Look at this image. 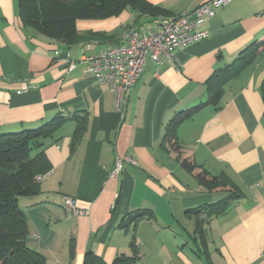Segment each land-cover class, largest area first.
<instances>
[{
	"label": "crops",
	"instance_id": "1",
	"mask_svg": "<svg viewBox=\"0 0 264 264\" xmlns=\"http://www.w3.org/2000/svg\"><path fill=\"white\" fill-rule=\"evenodd\" d=\"M146 1L172 17L209 0ZM151 21L131 10L78 21L79 35L102 37L68 46L23 28L17 0H0V134L69 118L42 142L47 170L35 204L20 201L25 243L47 264H84L87 253L101 264L118 256H136L134 264H264V55L225 83L217 105L202 106L175 129L196 165L237 189L240 198L224 214L208 221L192 212L229 192H208L164 138L174 118L206 103L212 75L264 36V0H232L203 24L207 38L163 65L148 61L124 113H116L110 90L80 68L68 72L66 60L96 55L120 43L124 28L144 32ZM116 157L134 163L123 161L113 179ZM64 197L84 214L67 211ZM138 211L142 219L123 229Z\"/></svg>",
	"mask_w": 264,
	"mask_h": 264
},
{
	"label": "trees",
	"instance_id": "2",
	"mask_svg": "<svg viewBox=\"0 0 264 264\" xmlns=\"http://www.w3.org/2000/svg\"><path fill=\"white\" fill-rule=\"evenodd\" d=\"M126 10L147 15L152 20L163 15L161 9L150 5L146 0H17V15L23 28L68 46L102 37L99 33L79 35L76 29L78 21L105 20L117 17ZM260 55H264V36L241 50L232 64L212 75L207 81L206 103L182 112L174 118L164 137L170 148L178 155L180 166L186 172L194 174L202 187L208 192L218 190L229 192L225 199L192 210L196 215H207L208 221L224 214L240 196L237 189L227 180L212 176L196 165L188 153L183 152L184 150L177 142L175 129L181 121L202 106L217 105L225 83L231 77H236L243 68L254 63ZM68 120L69 118L56 115L52 120L34 130L0 134V264H47L43 255L29 248L25 243L28 225L20 207V201L26 199L25 201L35 204L33 199L39 193L36 178L47 170L42 142L53 137L54 133ZM84 125L85 118H82L77 123L75 137L83 132ZM144 214L142 212L132 216L129 222L122 226L123 229L128 228L130 223L135 227ZM202 224V222L196 224V232L200 234L197 240L203 243ZM131 246L134 247L133 241ZM100 261L87 253L84 264H101ZM136 261V256H118L111 264H134Z\"/></svg>",
	"mask_w": 264,
	"mask_h": 264
},
{
	"label": "built area",
	"instance_id": "3",
	"mask_svg": "<svg viewBox=\"0 0 264 264\" xmlns=\"http://www.w3.org/2000/svg\"><path fill=\"white\" fill-rule=\"evenodd\" d=\"M232 0H209L204 4L172 17L153 19L144 32L125 28L121 41L96 55H83L77 61L66 60L68 72L77 68L91 76L99 85L106 86L113 95L116 113L123 114L129 102V95L139 80L148 61L163 65L174 60V53L209 36L203 29L206 20ZM134 163L127 157H116L109 177L116 179L122 162ZM41 177H37L39 182ZM63 207L73 215L82 216L72 198H63ZM56 223V222H55Z\"/></svg>",
	"mask_w": 264,
	"mask_h": 264
},
{
	"label": "bare ground",
	"instance_id": "4",
	"mask_svg": "<svg viewBox=\"0 0 264 264\" xmlns=\"http://www.w3.org/2000/svg\"><path fill=\"white\" fill-rule=\"evenodd\" d=\"M34 130V129H33ZM139 212V211H138ZM137 213V212H136ZM140 213V212H139Z\"/></svg>",
	"mask_w": 264,
	"mask_h": 264
},
{
	"label": "rangeland",
	"instance_id": "5",
	"mask_svg": "<svg viewBox=\"0 0 264 264\" xmlns=\"http://www.w3.org/2000/svg\"><path fill=\"white\" fill-rule=\"evenodd\" d=\"M46 124V123H45ZM44 125V124H43Z\"/></svg>",
	"mask_w": 264,
	"mask_h": 264
}]
</instances>
